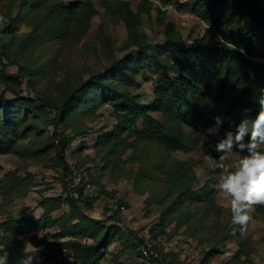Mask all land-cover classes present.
<instances>
[{
  "label": "trees",
  "instance_id": "trees-1",
  "mask_svg": "<svg viewBox=\"0 0 264 264\" xmlns=\"http://www.w3.org/2000/svg\"><path fill=\"white\" fill-rule=\"evenodd\" d=\"M178 2L138 0L137 9L133 10L123 0H0V17L3 18L0 20V82L14 94L11 99L0 98V152L14 150L37 156L53 153L54 165L62 170L66 193L69 191L66 180L73 178L75 171L81 173L83 170L80 161L66 162V150L72 141L92 132L86 120L98 117L99 107L109 105L114 123L108 134L97 139L94 146L96 157L103 164L102 169H109L110 173L122 174L121 164L126 161L138 163L135 171L123 172V176L133 180L139 192L144 183L146 192H149L148 202L161 209L160 221L148 229L152 248H160L156 240L166 235V228L172 223L177 228L185 227L183 234L190 236L197 231V225H205L212 220L217 237L210 238L211 245L199 264H210L211 259L224 254L229 242L237 246L232 257L234 263L231 264H240L241 257L247 259L251 253V239L247 231L243 236L239 230L232 234L231 218L218 219L214 180H207L203 186L194 189L197 176L191 166L185 162L166 163L149 157L144 147L152 143L168 152L183 150L187 142L184 128L196 130L199 127L202 120L199 102L209 98L210 94L217 101L229 97L224 106L227 111L238 109L242 113L243 109L250 108L248 118L255 117L258 101L264 96V66L256 61V58L264 59V0H193V12L207 20L209 25L206 33L191 40L186 49L183 48V35L172 23L165 22L164 11L156 8L158 23L165 32L161 44L154 46L144 33L139 32L142 16L149 17L156 3ZM97 4L107 15L124 23L127 37L119 49L129 50V53L118 58L113 40L102 26L98 51L100 57L110 63L102 71L92 72L82 82L59 80L55 83V92L49 93L44 89L55 76L60 53L80 43L97 14ZM21 26L27 27L23 36L17 34ZM215 34L224 42L217 38L209 43L208 37ZM38 44H46L47 57L44 60L39 62L26 58L22 64H17L20 57H24L31 48L36 50ZM3 60L16 65L15 74L6 72ZM144 62L151 67L150 74L156 76L154 100L150 106L142 104L140 95L128 90L136 86L138 75L144 70ZM214 68L217 74L213 73ZM25 78L28 87L34 90L35 82H43L45 88L38 90V97L16 91ZM153 112L160 113L161 119L155 118ZM50 127H53L52 131ZM27 139L31 143L24 146ZM128 149L131 152L123 160L122 155ZM84 160L95 161L90 156ZM13 178L15 183L33 184L30 177L21 180L13 175ZM150 183L151 187H147ZM12 187H0V194L8 195ZM73 189L79 193L78 200L68 195L39 199L42 213L38 220L6 213L0 231L8 235L0 236V257L3 248H25L27 243L23 236L51 228H56V233L47 235L56 241L63 237L73 238L64 245L73 248L77 264H98L116 235V240L124 248L113 259L121 256L122 252L130 256L129 243L135 249L144 242L142 238L133 243L135 233L129 228H125L127 234H124L119 229L122 227L114 221L107 224L106 220L91 216L100 196L113 198L112 192L101 187L92 196L85 194L79 184ZM27 192L23 189L19 196H25ZM116 203V209L110 211L118 217L123 202ZM62 206H67L68 211L52 220V213ZM254 213L264 216V207H256ZM83 239L91 242L82 243ZM138 254L141 256L140 252ZM159 254L152 261L178 264L172 253L162 255L159 251ZM6 264L19 263L8 260Z\"/></svg>",
  "mask_w": 264,
  "mask_h": 264
},
{
  "label": "rangeland",
  "instance_id": "rangeland-1",
  "mask_svg": "<svg viewBox=\"0 0 264 264\" xmlns=\"http://www.w3.org/2000/svg\"><path fill=\"white\" fill-rule=\"evenodd\" d=\"M123 1L128 2L133 10L137 9L138 0ZM178 3L171 9L164 11V20L167 23H172L176 30L183 35V48L186 49L191 40L201 38L206 33L209 23L206 20V25L204 27L200 24L199 20L202 17L197 16L193 12V0H181L180 5ZM96 6L97 14L90 21L89 28L80 40V43L73 46L71 45L60 53L55 67V76H53L48 84V88L44 89L49 93L53 94L55 92L54 86L59 80H67L74 83L82 82L88 79L92 72L102 71L103 68L110 63L107 59L105 60L103 57H100L101 55L98 51L100 49V27L103 26L105 32L112 38L113 48L118 58L129 53V50L120 51L119 49L127 37L124 23L118 22L112 16L107 15L104 8L100 5L97 4ZM156 8L157 7L151 10V15L149 17L142 16L141 25L138 28L139 32L144 33L154 46L161 44L165 32L163 26L158 23ZM25 33H27V27L21 26L17 34L23 36ZM217 38L215 34V36H209L207 40L211 43L216 41ZM45 50L46 44H38L36 50L31 48L24 57H20L17 64H22L26 58L40 62L47 57V51L45 52ZM256 61L264 66V59L258 60L256 58ZM2 64L6 66V72L8 74L12 75L16 73V65H11L4 60ZM151 70L148 63L144 62V70L138 75L136 86H132L128 89L130 93L140 95V102L146 106H150L154 100L153 88L156 76L150 74ZM213 73H218L216 72V68L213 69ZM146 77H148L147 80L145 79ZM21 83L20 88H17L16 91L21 92L23 95L30 94L32 96H37V94L40 95L38 90L41 91L45 88L41 81L34 83L36 90L28 87L26 78ZM213 92L212 90V93ZM210 95L209 98L199 102V107L202 110V120L199 127L196 130H191L188 127L184 128L185 134L187 135V142L183 150L168 152L152 143H147L146 147H144L149 157L162 160L166 163L185 162L191 166L197 176L194 189L203 186L207 180H214L213 187L216 189V184L220 175L230 170L241 155L236 151L230 154H221L214 150L219 137L209 136L206 133V129L214 125L213 118L215 116L224 118V125L221 127L219 133L220 136H223L224 131H234L235 125L238 124L242 118V113L238 109L227 111L224 106L225 103L230 100L229 97L225 99L221 98L217 101L213 94ZM13 97V91L11 89H5V86L0 82V98L11 99ZM111 111L109 105L99 107L97 110L99 116L92 120H86V124L91 127L92 132L78 137L72 141V144L67 148L65 157L67 163L73 164L76 161L83 163L81 167L83 169L81 176L76 177V179L71 177L72 179H68L67 183L80 181V187H82V189H87L88 192L86 194L92 196L96 195L101 187H103L106 192H112L114 195L113 198L107 195L100 196L98 201L94 204L91 216L95 219L103 220L107 212L116 209V202L122 201L123 206L120 208L118 217L128 226L130 231L135 233L132 237V242L136 243L139 239L143 238L145 240L148 238V229L160 221L161 209L156 204L148 202L147 197L149 192H146L147 188L144 183L141 185V191L139 192L133 180L123 176V172L129 170L135 171L138 167L137 162L126 161V163L121 164L122 174L117 172L110 173L109 169H102L103 164L98 161L94 146L100 136L108 134V132L112 130L114 120ZM152 115L157 119H161L160 113L153 112ZM49 129L52 131L53 127ZM30 143L31 140L27 139L24 142V146H29ZM79 148L80 151H78ZM76 151L78 152L76 153ZM130 152L129 149L126 150L122 155V159L126 160ZM205 155H210L218 163H222L223 169L219 167H209L208 161L204 159ZM220 155H225V159L222 162L219 161ZM89 156L91 158L93 157L95 161L91 162L84 160V158ZM54 157L55 155L53 153L52 155L37 156L14 150L0 152V187L2 189L13 186L8 195L4 196L0 194V224L5 221L6 213L8 212L14 213L15 217L38 220L42 213V209L38 206L39 199L64 195V183H62L63 179L61 177L62 170L60 167L54 165ZM87 167L89 168L86 171L85 168ZM75 173L77 174L79 172L75 171ZM13 175L21 180L30 177L33 184L30 186L25 185L23 182L15 183ZM86 183H89V185ZM151 184L152 183L147 187H151ZM157 184L158 183H156V187ZM23 189H27V194L25 196H19V191ZM216 202L219 207L218 219L224 221L231 218L230 205L227 199L220 197L217 193ZM66 211H68L67 206H62L59 210L52 213V220H56ZM251 214L253 220L247 228V235L251 239V253L247 259L242 256V262L240 264H249V262L252 264H264V216L256 214L254 211ZM213 223L212 220H209L205 225H197V231L194 235L190 236L183 234L185 227L177 228L175 223H172L166 228V235L160 240H156L158 242L157 246L160 244L158 250L162 255L166 252L172 253L178 259V264H199L203 254L211 245L209 242L210 238L216 239L215 237H217V232L213 228ZM119 229L124 234H127L124 228ZM55 231L56 228H51L45 232L52 234V232ZM32 232L29 233V235L23 236L27 243L25 248L1 249L3 254L0 257V264H6L8 260L19 264H61L54 262L47 254L43 255L42 249L38 248V246L45 247L48 244L47 240L49 236L47 235V238L44 237L43 240H38V237H36V233L38 232ZM31 235L34 238H31ZM117 237L118 235H116L115 241L106 252H104L103 258L98 264H148L144 259H141L140 254H138V252L141 253L142 243L139 248L136 247L135 249H133L132 244L129 243L128 245L130 247L128 249L132 252L131 255L128 256L125 252H122L121 256L113 259L115 256H118L117 254L124 248V246L116 240ZM32 241H35L36 245H33ZM226 248L227 251L211 259L210 264L234 263L232 257L237 250L236 244L234 242H229ZM158 250L155 251L159 254ZM151 263L157 264L154 261H151Z\"/></svg>",
  "mask_w": 264,
  "mask_h": 264
},
{
  "label": "clouds",
  "instance_id": "clouds-1",
  "mask_svg": "<svg viewBox=\"0 0 264 264\" xmlns=\"http://www.w3.org/2000/svg\"><path fill=\"white\" fill-rule=\"evenodd\" d=\"M218 39L222 41L223 38ZM230 47L235 48V45ZM240 51L243 53V49ZM258 103V111L251 120L247 116L251 109L242 110V118L234 131L227 130L223 136L219 135L224 125L221 116H215L214 125L206 129L207 135L219 137L214 147L217 153L230 154L236 151L241 154L231 169L220 175L216 184L218 195L227 199L230 205L233 235L239 230L243 236L253 220L251 213L256 207H264V96ZM204 159L208 161L209 167L223 169V164L210 155H205ZM224 159L225 155L219 156V161ZM3 235L8 234L0 231V236Z\"/></svg>",
  "mask_w": 264,
  "mask_h": 264
},
{
  "label": "built area",
  "instance_id": "built-area-1",
  "mask_svg": "<svg viewBox=\"0 0 264 264\" xmlns=\"http://www.w3.org/2000/svg\"><path fill=\"white\" fill-rule=\"evenodd\" d=\"M180 1L181 0H179V2ZM175 4L176 3L161 5V4L156 3L155 6L159 10L165 11V10L171 9ZM199 22L201 25H203V27L206 25V20H204V19L200 18ZM222 42H224V41L222 40ZM79 176H81V173H77V174L75 173L73 179H76V177H79ZM67 181L68 180H66V186L69 187V191L67 190L68 192H66V193L64 192V196L68 195L73 200H78L79 199V193L77 190H74L73 188H75V186L77 184H79L80 181L79 182L78 181L73 182L72 184L67 183ZM74 181H76V180H74ZM83 191L85 194L88 192L87 189H83ZM103 220H106L107 224H111L114 221V224H116L118 227H122L124 229L128 228V226L126 224H124L120 220V218L116 217L112 211L107 212L105 214ZM36 231L38 232V233H36V237H38V240H41V239L43 240L44 237L47 238V233L45 231H40V230H36ZM55 233H56V231L52 232V234H55ZM27 235H29V234H27ZM31 238H34V237L31 235ZM72 239L73 238H70V237H66V238L63 237V238H60L58 241H54L53 238L49 237L47 240L48 244L45 247L38 246V248L42 249L43 255L47 254V256L49 258L51 257L54 262L61 263V264H63V263H65V264H77L75 262V252H74L73 248L64 245V243H66L67 241L72 240ZM32 242H33V245H36L35 241H32ZM90 242H91V240H89V239H83L82 240V243H90ZM158 257H159L158 253L152 248V244L149 241V239L146 238L144 240V242L142 243L141 259H144L146 261V263L150 264L152 260H154L155 258H158Z\"/></svg>",
  "mask_w": 264,
  "mask_h": 264
}]
</instances>
